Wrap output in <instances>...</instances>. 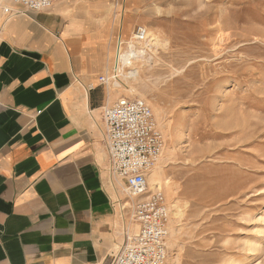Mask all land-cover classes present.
Wrapping results in <instances>:
<instances>
[{"label":"rangeland","instance_id":"374dc122","mask_svg":"<svg viewBox=\"0 0 264 264\" xmlns=\"http://www.w3.org/2000/svg\"><path fill=\"white\" fill-rule=\"evenodd\" d=\"M101 2L119 98L142 97L112 84L117 37L155 38L135 86L164 129L169 264H264V0Z\"/></svg>","mask_w":264,"mask_h":264},{"label":"crops","instance_id":"0c3cea01","mask_svg":"<svg viewBox=\"0 0 264 264\" xmlns=\"http://www.w3.org/2000/svg\"><path fill=\"white\" fill-rule=\"evenodd\" d=\"M101 4L16 14L0 0V264H111L137 229L110 170L104 116L120 94L101 81L114 49Z\"/></svg>","mask_w":264,"mask_h":264},{"label":"built area","instance_id":"2783aa9c","mask_svg":"<svg viewBox=\"0 0 264 264\" xmlns=\"http://www.w3.org/2000/svg\"><path fill=\"white\" fill-rule=\"evenodd\" d=\"M25 10L41 11L63 0H12ZM6 13H12L10 7ZM147 28L138 26L135 39L144 40ZM125 42L119 35L116 51ZM118 60L114 59L112 73L117 74ZM101 81L108 84L109 77ZM105 138L113 181L122 185L127 200L124 208H131V220L136 231H125L120 251L111 264H169L168 222L170 209L163 188L151 186V169L161 158L166 140L159 128L151 105L142 98H119L105 109Z\"/></svg>","mask_w":264,"mask_h":264},{"label":"bare ground","instance_id":"6f19581e","mask_svg":"<svg viewBox=\"0 0 264 264\" xmlns=\"http://www.w3.org/2000/svg\"><path fill=\"white\" fill-rule=\"evenodd\" d=\"M150 37L151 35L148 32L144 40H133L132 39L131 41L128 42L127 46L125 47L122 46L119 52L115 50V53H114V58L118 60V70L117 71L120 72V75H122V80H125L127 83L120 85L117 82V79L115 78V82L112 84L113 86H117V87L120 86L124 88L126 91L132 93L131 94L132 96H139L142 98L147 97V94L144 93L137 86H135V83H139L141 81L142 79L141 71L147 66V62H148L147 60H149V59L146 60L147 47L150 45L151 42L153 43V41L155 40L154 37L153 38H150ZM126 67H131V68L126 70ZM119 80L120 79H118V81ZM154 109L156 110L155 106H154ZM159 125H160L159 128L161 127L160 129L162 130L163 126L160 124V122H159ZM165 147H166V144H165ZM164 153H165V148H164L161 158L158 161L159 163L157 162L151 169V175L149 177V182L151 186L153 187L155 185L162 186L165 184L162 174H163V169L165 167L164 160L165 161L167 160L166 159L167 154H164ZM171 212L173 213L175 217H177L179 215L178 206L176 207L175 205H172ZM168 229H169V235H170V221L168 222ZM168 240H169V237H168Z\"/></svg>","mask_w":264,"mask_h":264}]
</instances>
